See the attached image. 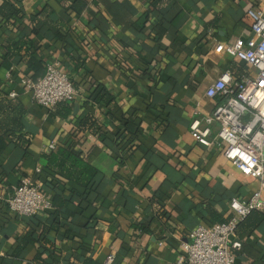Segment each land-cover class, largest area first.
I'll return each instance as SVG.
<instances>
[{
    "label": "crops",
    "instance_id": "1",
    "mask_svg": "<svg viewBox=\"0 0 264 264\" xmlns=\"http://www.w3.org/2000/svg\"><path fill=\"white\" fill-rule=\"evenodd\" d=\"M18 1L26 16L17 24L24 25L0 32V42L27 36L32 15L51 8L50 19H65L69 31L63 44L44 23H36L41 46L36 58L57 62L77 97L69 103L71 116L62 118L55 108L35 104L21 84L32 73L19 67L18 58L0 61V89L15 93L23 105V134L30 139L26 155L0 139V166L7 174L0 192L9 194L27 177L50 201L55 193L46 183L52 179L66 198L76 194L70 190L82 193V188L45 172L41 157L51 152L50 144L79 151L102 183L88 202L72 196L59 213L60 228L45 236L49 244L40 240L42 224L54 222V208L25 219L0 206V264H35L37 257L38 264H83L86 259L102 264L109 255L114 256L112 264H176L197 226L229 220L230 201L248 202L260 187L221 152L199 145L189 124L224 102L206 97L222 73L231 72L234 78L247 74L245 63L217 54L215 48L246 41L264 0H166L161 19L150 8L155 0H84L79 15L70 10L74 0ZM159 24L165 33L157 36ZM97 84L115 97L118 107L111 110L116 120L122 112L136 111L139 133L132 155L113 152L91 131L75 132L86 114L110 138L116 131L118 123L107 116L108 109L86 99ZM258 212L264 214V209ZM31 231L35 242L24 244ZM242 243L235 264H264V220Z\"/></svg>",
    "mask_w": 264,
    "mask_h": 264
},
{
    "label": "built area",
    "instance_id": "2",
    "mask_svg": "<svg viewBox=\"0 0 264 264\" xmlns=\"http://www.w3.org/2000/svg\"><path fill=\"white\" fill-rule=\"evenodd\" d=\"M215 52L245 63L248 72L240 79H235L230 72L222 73L208 88L206 97L224 102L210 115L196 116L189 124V131L199 145L221 152L241 174L257 180L260 187L248 202L230 201L232 217L229 220L197 226L184 243V252L176 264H235L236 254L242 249L236 239L237 224L252 211L264 209V5L254 13L246 41L220 45ZM21 84L42 108L53 109L77 97L71 79L57 62L46 65L43 77L25 78ZM15 95L11 93L10 97ZM55 148V144H50L48 151ZM0 206L28 218L50 210L51 201L25 177L9 194L0 192ZM113 262L114 256L109 255L102 264Z\"/></svg>",
    "mask_w": 264,
    "mask_h": 264
},
{
    "label": "trees",
    "instance_id": "3",
    "mask_svg": "<svg viewBox=\"0 0 264 264\" xmlns=\"http://www.w3.org/2000/svg\"><path fill=\"white\" fill-rule=\"evenodd\" d=\"M85 5L86 3L84 0H74L71 2L70 10L71 12L79 15ZM165 6L166 0H155L150 4L151 10L154 11L160 19L163 15ZM52 14L53 10L48 6H45L41 11L32 15L31 24L28 25L29 31L27 36H23L15 41L11 40V38H7L2 43L0 42L1 64L18 58L20 60L19 67L26 66L27 70L32 73V76H25V78L37 80L43 77L47 64L43 60L36 58L37 53L41 50L40 42L37 39L40 31L36 23H44L53 37L61 41L63 44L65 43V34L69 31V27L67 26L65 19L54 23L50 19ZM25 16L26 12L21 1L0 0V32L5 31L7 33L12 31L14 28L18 30L22 27V25H24V23L17 24V22L23 20ZM33 23H35L34 26ZM63 30H65V32ZM154 31L157 32V36L165 33V30L160 24L158 27L156 26L154 28ZM152 82L154 83V81H151V83ZM86 99L93 105H101L108 109L107 116L112 121H117L118 123L116 131L112 134V138H110L97 120L94 119L92 115L86 114L77 121L75 125V132L91 131L94 136L98 138L102 137V143H104L107 148L111 147L113 152H125L128 155H132L137 149L134 142L136 141V137L139 133L138 126L134 124L133 118L136 111L128 110L126 112H122V116L116 120L111 110L113 107H118L116 99L108 88L101 84L94 86L91 91L88 92ZM55 109L57 115L62 118L71 116L73 111L72 105L69 103H60L55 107ZM25 114L26 112L21 102H19V100L15 97L11 98L8 92H4L0 89V139H8L13 146L22 150L23 155H26V150L30 145L28 134H23L25 130L23 118ZM1 151L2 149L0 147V154ZM123 158L124 156H120L118 159L122 160ZM41 159L43 160V166L47 175L53 178L58 177L65 179L73 183L75 186L83 189L82 193L70 190V194L72 192H76V194H72L70 197L66 198L64 196L66 195L64 190H59L58 186H54L52 184L53 179L52 182L46 183V187L49 188L48 190L55 193V197L51 200V207L54 208L53 216H55L54 222L50 226H44V224H42L44 227V233L41 234L42 237L40 240L45 244H49V241L45 236L50 231H57L60 228L61 224L59 213L67 204L70 203L72 196L76 195L80 199V203L85 201L88 202L92 194L94 195L97 193L98 188L102 183V178L97 169L93 165L89 164L79 151L71 147H65L63 145L58 146L50 153L44 154ZM6 175L7 174L5 172H2L0 166V183L4 182L3 176ZM46 179H49V177L47 176ZM29 219H33V217H29ZM263 220L264 214L254 210L237 224L236 239L241 243V245H243L242 239L250 235L263 222ZM33 235V231L29 232L23 238L24 244L34 243L35 241ZM39 261L40 257H37L35 259V264H38ZM83 264L99 263L86 259Z\"/></svg>",
    "mask_w": 264,
    "mask_h": 264
},
{
    "label": "water",
    "instance_id": "4",
    "mask_svg": "<svg viewBox=\"0 0 264 264\" xmlns=\"http://www.w3.org/2000/svg\"><path fill=\"white\" fill-rule=\"evenodd\" d=\"M76 110V109H75Z\"/></svg>",
    "mask_w": 264,
    "mask_h": 264
}]
</instances>
